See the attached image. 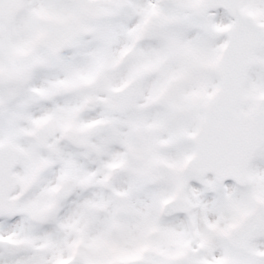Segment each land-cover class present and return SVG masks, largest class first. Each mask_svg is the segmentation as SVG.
Returning a JSON list of instances; mask_svg holds the SVG:
<instances>
[{"label":"snow or ice","instance_id":"obj_1","mask_svg":"<svg viewBox=\"0 0 264 264\" xmlns=\"http://www.w3.org/2000/svg\"><path fill=\"white\" fill-rule=\"evenodd\" d=\"M0 264H264V0H0Z\"/></svg>","mask_w":264,"mask_h":264}]
</instances>
